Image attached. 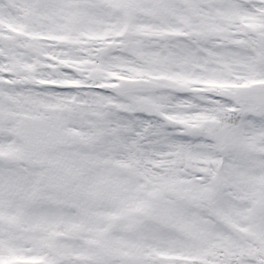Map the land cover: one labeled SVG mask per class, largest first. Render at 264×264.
I'll return each instance as SVG.
<instances>
[{
  "label": "snow or ice",
  "instance_id": "snow-or-ice-1",
  "mask_svg": "<svg viewBox=\"0 0 264 264\" xmlns=\"http://www.w3.org/2000/svg\"><path fill=\"white\" fill-rule=\"evenodd\" d=\"M0 264H264V0H0Z\"/></svg>",
  "mask_w": 264,
  "mask_h": 264
}]
</instances>
